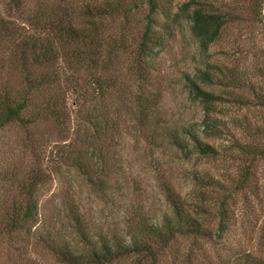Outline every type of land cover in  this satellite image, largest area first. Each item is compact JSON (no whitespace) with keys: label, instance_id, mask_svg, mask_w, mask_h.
<instances>
[{"label":"rangeland","instance_id":"rangeland-1","mask_svg":"<svg viewBox=\"0 0 264 264\" xmlns=\"http://www.w3.org/2000/svg\"><path fill=\"white\" fill-rule=\"evenodd\" d=\"M190 1L226 18L217 39L206 52H201L191 36L189 22L183 14L173 20L181 6ZM261 1L164 0L163 10L171 18L167 20L158 14L150 17L167 25L168 37L153 54L146 78L139 83L126 72L129 56L111 47L120 39L127 47L135 42L149 15L144 0H25L29 14L37 19L41 18V11L35 10L53 5L50 9L60 11L61 19L63 14V20L74 22L84 20L82 9L85 7L121 3L117 15L103 19L98 28L99 35L106 40L103 51L111 49L110 57L115 54L117 57L102 77L115 78L118 91L124 96L117 100L123 101V106L114 102L113 96L104 102L108 117L116 122L115 129L97 136L84 119L74 114L82 109L85 116L92 106L81 108L73 100L74 95L67 93L64 100L69 114L67 123L59 130L40 126L39 147L25 157L27 163L43 174V182L38 187L36 224L42 234L78 246L73 222L76 218L80 228L91 237L126 238L128 218L141 215L160 222L164 214L170 213L165 192L171 190L188 205V210L202 205L205 212L200 215L209 225L214 222L218 201L226 199L229 232L223 242L264 259V12L260 11ZM12 8L8 0H0V20L16 26L21 33L37 35L40 20L33 26L16 20ZM203 71L210 74L213 83L198 82V85L218 97L208 105L193 99L184 81L186 75L193 78ZM80 77L79 82L88 87L90 77L85 74ZM92 89L88 87V92ZM140 93L153 103L151 117L158 123L154 128L139 129L133 124L130 113L133 100ZM115 110L118 111L116 118ZM204 119L212 122L209 130H202ZM183 127L192 128L200 142L212 147L216 154L201 155L190 147L181 151L163 139L166 129ZM19 135L12 128L0 131V147L6 149ZM90 136H95L97 142L91 143ZM77 163L86 167L78 168ZM222 245L220 242L200 244L196 249L190 241L178 239L158 264H220V258H226ZM15 246L17 251H12L0 241V264H10L20 256L21 246L18 242ZM36 251L38 256L32 258L42 264H58L46 252ZM128 263L126 259L113 264Z\"/></svg>","mask_w":264,"mask_h":264},{"label":"trees","instance_id":"trees-1","mask_svg":"<svg viewBox=\"0 0 264 264\" xmlns=\"http://www.w3.org/2000/svg\"><path fill=\"white\" fill-rule=\"evenodd\" d=\"M8 1L14 7L16 20L31 26L40 20L37 35L21 33L16 26H9V23L0 20V131L12 128L20 132L6 149L0 147L4 151L2 154L0 151V163L4 164L0 166V241L12 251H17L15 245L18 242L22 251L10 264H42L39 259L32 258L38 256L36 250L46 252L58 264H113L126 259L130 261L128 264H158L168 247L178 239L190 241L191 247L196 249L200 244H224L222 247L226 255L223 257L226 258H220V264H264L263 258L240 246L225 243L229 232L226 199L218 201L214 222L209 225L200 215L205 212L202 205L194 206V211L188 210V205L171 190L165 192L170 213L164 214L160 222L141 215L128 218L126 238L118 235L91 237L80 228L76 218L73 222L78 246L39 231L36 227L37 197L43 174L27 163L25 157L34 154L39 147L42 136L40 126L59 130L67 123L64 100L69 93L74 95L73 100L79 102L81 108L92 106L85 116L82 109H77L74 114L84 119L97 136L115 129L116 122L108 117L104 102L113 96L114 102L123 106V101L117 100L124 96L118 91L119 83L115 78L102 77L113 65V58L117 59L116 54L110 57L111 51L116 48L129 56L126 72L141 83L146 78L153 54L162 48L169 32L167 25L157 23L150 16L158 14L167 20L171 16L163 10L164 0H144L149 15L145 17L135 42L127 47L120 39L114 42L112 50L103 51L106 40L99 35L98 28L103 19L117 15L121 3L105 2L91 9L85 7L82 9L84 20L74 22L63 20V14L61 19L60 11L50 9L53 5L35 10L41 11V18L37 19L29 14L25 0ZM260 11L264 12V0L261 1ZM179 12L173 15V20L179 19L180 14L186 17L189 32L201 52L208 50L226 23L223 14L193 1L181 6ZM102 52H106L104 56ZM81 74L90 77L88 87L93 88L92 91L88 92V87L79 82ZM184 81L193 99L208 105L218 98L198 85V82L213 83L208 72H200L193 78L186 75ZM133 105L130 114L133 124L139 129L158 125L151 117L153 103L144 98L143 93L134 98ZM113 115L116 118L118 111L115 110ZM211 125L212 122L207 119L201 122L203 131L209 130ZM91 136L88 138L91 143L97 142V138ZM163 137L170 146L181 151L190 147L201 155L216 154L212 147L200 142L197 133L189 127L166 129ZM77 166L85 168L86 164L81 166L77 163Z\"/></svg>","mask_w":264,"mask_h":264}]
</instances>
